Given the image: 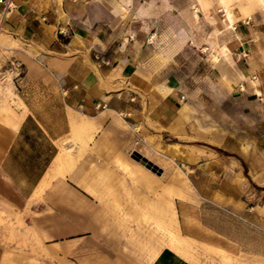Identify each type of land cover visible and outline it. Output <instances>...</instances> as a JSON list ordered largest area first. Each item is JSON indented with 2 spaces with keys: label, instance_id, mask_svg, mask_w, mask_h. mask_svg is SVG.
<instances>
[{
  "label": "crops",
  "instance_id": "0c3cea01",
  "mask_svg": "<svg viewBox=\"0 0 264 264\" xmlns=\"http://www.w3.org/2000/svg\"><path fill=\"white\" fill-rule=\"evenodd\" d=\"M203 1L193 0L197 10ZM205 1L218 17V38L194 44L218 58L212 64L238 100L233 114L208 108L205 118L145 58L149 41L128 27L134 0H14L7 15L0 4V209L36 214L64 206L53 192L63 178L51 177L58 158L69 157L63 151L84 148L79 165L89 168L104 138L120 134L140 139L149 155L186 165L212 203L244 216L262 208L264 8ZM81 115L94 122L81 137L87 144L73 130ZM65 176L67 183L85 180L73 171ZM75 190L91 197L79 185Z\"/></svg>",
  "mask_w": 264,
  "mask_h": 264
},
{
  "label": "rangeland",
  "instance_id": "374dc122",
  "mask_svg": "<svg viewBox=\"0 0 264 264\" xmlns=\"http://www.w3.org/2000/svg\"><path fill=\"white\" fill-rule=\"evenodd\" d=\"M202 3L197 10L193 0H134L128 13L135 20L128 27L149 41L144 56L155 74L195 100L201 117L208 108L233 114L238 100L212 64L218 58L196 47L217 41L220 26L210 2ZM240 3L250 11L264 8L257 0ZM126 9L120 6L122 14ZM104 139L89 168L79 165L84 148L63 151L69 157L51 177L63 178L53 192L64 206L36 214L0 209V264L5 257V264H264V191L256 196L260 219L253 210L239 215L201 197L183 163L149 155L140 139L125 134ZM134 151L162 172L143 165ZM70 171L85 180L67 183ZM94 174L96 182L89 180ZM78 185L91 197L77 194Z\"/></svg>",
  "mask_w": 264,
  "mask_h": 264
},
{
  "label": "bare ground",
  "instance_id": "6f19581e",
  "mask_svg": "<svg viewBox=\"0 0 264 264\" xmlns=\"http://www.w3.org/2000/svg\"><path fill=\"white\" fill-rule=\"evenodd\" d=\"M261 1H263V0H261ZM226 11H227V15L231 18L230 10L227 8ZM93 124H94L93 120H91L90 118H86V117L81 115L80 117L74 119V121H73V130H74L75 134L77 135V137L80 138V140H83L81 138L82 134H83V131L85 132L87 129L89 131V128L91 126H93ZM156 155H157V157H161L162 156L160 153H157ZM58 161H59V163L62 161V157L61 156L58 158ZM125 168H127V167H125ZM6 260H7V258L5 257L2 260L1 264H5Z\"/></svg>",
  "mask_w": 264,
  "mask_h": 264
},
{
  "label": "water",
  "instance_id": "95a60500",
  "mask_svg": "<svg viewBox=\"0 0 264 264\" xmlns=\"http://www.w3.org/2000/svg\"><path fill=\"white\" fill-rule=\"evenodd\" d=\"M133 157L140 161L143 165L147 166L148 168L152 169L155 172H162V168H160L156 163L150 160L148 157L140 153L139 151L133 152Z\"/></svg>",
  "mask_w": 264,
  "mask_h": 264
},
{
  "label": "built area",
  "instance_id": "2783aa9c",
  "mask_svg": "<svg viewBox=\"0 0 264 264\" xmlns=\"http://www.w3.org/2000/svg\"><path fill=\"white\" fill-rule=\"evenodd\" d=\"M0 4L3 6L4 15H7L16 7L14 0H0Z\"/></svg>",
  "mask_w": 264,
  "mask_h": 264
}]
</instances>
